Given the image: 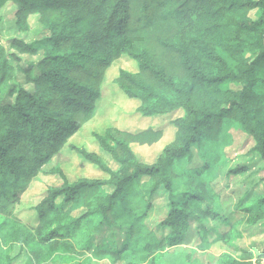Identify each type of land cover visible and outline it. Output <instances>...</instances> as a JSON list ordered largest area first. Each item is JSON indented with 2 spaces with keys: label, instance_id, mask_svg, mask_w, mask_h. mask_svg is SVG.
Here are the masks:
<instances>
[{
  "label": "trees",
  "instance_id": "obj_1",
  "mask_svg": "<svg viewBox=\"0 0 264 264\" xmlns=\"http://www.w3.org/2000/svg\"><path fill=\"white\" fill-rule=\"evenodd\" d=\"M9 4L16 6L24 35L4 44L0 29L4 244L18 247L28 264L59 253L113 264H162L159 254L171 247L201 251L207 264H255V258L262 264L264 0H0V20ZM254 9L260 11L257 19L250 16ZM32 16L42 28L39 37L28 39ZM116 64L109 84L138 101V113L173 116L174 135L152 163L142 161L135 146L160 144L162 126L93 132L115 168L71 142L94 119L107 91L106 73ZM228 81L239 87L225 88ZM227 126L241 132L242 144L259 157L228 172L230 178L245 175L244 190L235 196L178 168L192 159L195 146L218 144ZM64 148L106 177L71 181L53 162ZM41 175L61 182L46 187L32 208L34 221H27L18 209ZM160 194L165 200L158 205ZM256 232L263 247L245 245ZM216 244L228 248L213 254ZM2 249L0 243V264H14Z\"/></svg>",
  "mask_w": 264,
  "mask_h": 264
},
{
  "label": "rangeland",
  "instance_id": "obj_2",
  "mask_svg": "<svg viewBox=\"0 0 264 264\" xmlns=\"http://www.w3.org/2000/svg\"><path fill=\"white\" fill-rule=\"evenodd\" d=\"M16 6L13 4L7 5L3 9V16L0 20V29L2 32L3 43L7 44V40L12 37H20L24 33L20 30L17 18L15 15ZM250 16L257 19L260 16L259 9H254L250 12ZM30 22L32 24L31 29L27 33L28 39L39 37L37 32L42 28L36 24V18L31 17ZM224 56L227 55L223 52ZM232 67L235 66V62L228 59ZM112 72H111V71ZM119 65H114L112 69H109L105 76V81L108 84L106 87V93L104 98L98 102V108L94 119L77 135L71 142L83 145L88 151H96L101 154L112 167H117V164L111 159L110 155L105 153L100 147L98 142L93 136V132L103 133L109 126H119L128 129H142L149 126L164 127L166 135L163 141L157 146H135V150L142 161L152 163L156 157L160 154L165 141L172 139L174 131L170 126V120L172 115L158 116L148 118L142 116L137 111L138 101L130 100L124 97L123 93L118 89L116 85L110 83L112 79L117 75ZM225 88L237 89L239 84L236 82L228 81L223 84ZM180 112L176 113V115ZM243 135L238 130L226 127V133L222 136L221 141L218 144L211 145L206 142L201 146L194 147V153L192 159L185 160L182 164L178 165L180 169H186L191 173H196L198 179H207L212 187L219 193H226L234 195L241 193L244 189L240 187V182L245 178V175L239 177L228 176V172L239 164L244 162H250L251 160H257V155L249 152L250 145H243ZM215 154L217 155L214 158ZM54 163L58 162L71 181L77 180L83 177H106L96 166L87 162L82 156L70 151L68 148H64L62 152L55 158ZM53 163V164H54ZM256 164L254 167H257ZM252 167V168H254ZM260 174L264 175V171H260ZM61 182L58 176H46L41 175L39 179L33 180L31 186L23 196V204L18 209L20 215L27 221L33 222L36 213L32 209L33 206L41 199L42 194L46 190L48 185H56ZM239 184V185H238ZM262 186L256 188L257 192L261 191ZM165 200V196L160 194L157 198V204L161 205ZM225 202L230 203L228 200ZM236 197L232 198V204L235 205ZM262 235L257 232L252 235L251 238L247 237L244 240L245 245L251 246L252 243L257 244L259 248L263 247ZM0 243L2 248L6 251V254H11L14 258V264H28L30 262L29 257L24 253H19V248L4 244L2 236H0ZM21 245V244H18ZM12 246V247H11ZM228 247L224 244H216L212 247L211 252L213 254H219L226 250ZM2 249V250H3ZM1 251V250H0ZM2 251L0 252V254ZM201 251L192 252L183 247H171L161 252L159 255L162 260V264H207V258H205ZM188 254L192 256L189 257ZM257 264L258 259L253 260ZM257 261V262H256ZM264 264V260L261 262ZM42 264H113L108 259H95L90 255L68 257L65 254H55Z\"/></svg>",
  "mask_w": 264,
  "mask_h": 264
}]
</instances>
